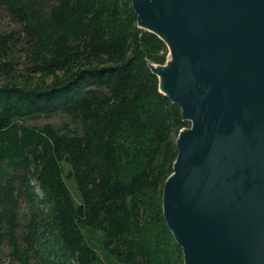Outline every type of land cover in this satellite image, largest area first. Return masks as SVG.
Returning a JSON list of instances; mask_svg holds the SVG:
<instances>
[{"label":"trees","instance_id":"16d2710c","mask_svg":"<svg viewBox=\"0 0 264 264\" xmlns=\"http://www.w3.org/2000/svg\"><path fill=\"white\" fill-rule=\"evenodd\" d=\"M0 10V264H106L98 244L114 264H185L163 192L191 121L150 66L166 42L132 0Z\"/></svg>","mask_w":264,"mask_h":264},{"label":"water","instance_id":"95a60500","mask_svg":"<svg viewBox=\"0 0 264 264\" xmlns=\"http://www.w3.org/2000/svg\"><path fill=\"white\" fill-rule=\"evenodd\" d=\"M169 48L151 63L179 103L163 210L185 264H264V0H132Z\"/></svg>","mask_w":264,"mask_h":264},{"label":"rangeland","instance_id":"374dc122","mask_svg":"<svg viewBox=\"0 0 264 264\" xmlns=\"http://www.w3.org/2000/svg\"><path fill=\"white\" fill-rule=\"evenodd\" d=\"M7 19H6V16H5V14L3 13V11L2 10H0V25H2V27L4 26V27H9V24L7 23ZM13 27H17V25H14ZM66 119H65V117H63V116H61V115H54V116H51V117H42V118H40V119H38L37 120V122L39 123V124H43V123H47V122H52V123H55V124H57V125H62L63 124V122L65 121ZM69 183H70V185H71V187H72V190H73V192H74V194L76 193V189H75V187H74V185H73V183L71 182V181H69ZM78 191V190H77ZM87 230L88 229H86V228H84V231H85V233H86V235H87ZM101 234H102V236H103V232L101 231V230H98ZM87 241L89 242V243H91V244H93V242L90 240V238H89V236L87 235ZM97 247H98V251L100 252V254H101V257H102V259L104 260V262L106 263V264H114L113 262H112V260H114L113 259V255L111 254V253H109V251H105V250H103V248L101 249L100 247H99V244L97 245ZM112 259V260H111ZM97 264V263H96Z\"/></svg>","mask_w":264,"mask_h":264}]
</instances>
